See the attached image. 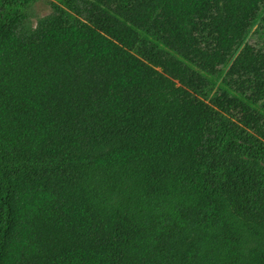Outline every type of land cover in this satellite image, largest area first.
I'll use <instances>...</instances> for the list:
<instances>
[{"label": "trees", "instance_id": "trees-1", "mask_svg": "<svg viewBox=\"0 0 264 264\" xmlns=\"http://www.w3.org/2000/svg\"><path fill=\"white\" fill-rule=\"evenodd\" d=\"M36 1L0 0V264H264V0Z\"/></svg>", "mask_w": 264, "mask_h": 264}, {"label": "rangeland", "instance_id": "rangeland-1", "mask_svg": "<svg viewBox=\"0 0 264 264\" xmlns=\"http://www.w3.org/2000/svg\"><path fill=\"white\" fill-rule=\"evenodd\" d=\"M52 2H55V0H37L36 2H34L33 4H31L28 8V18L26 21H28V24L31 26H35L37 21L50 14L53 11V7H52ZM262 38L260 36L256 35L255 36H251L250 38H248L251 42H254L255 40ZM219 84H221V80L218 81ZM206 100H209V98H207ZM206 234V232L202 229H194L192 231V237L193 239H198L202 236H204Z\"/></svg>", "mask_w": 264, "mask_h": 264}]
</instances>
